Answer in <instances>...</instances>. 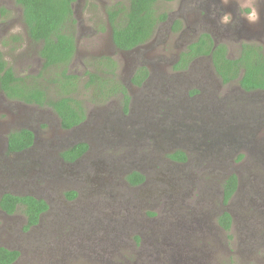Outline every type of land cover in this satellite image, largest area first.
<instances>
[{
	"label": "rangeland",
	"instance_id": "obj_1",
	"mask_svg": "<svg viewBox=\"0 0 264 264\" xmlns=\"http://www.w3.org/2000/svg\"><path fill=\"white\" fill-rule=\"evenodd\" d=\"M117 1L128 3L73 1L76 52L67 69L77 76L73 95L86 113L78 128L65 130L49 107L12 101L0 91V196L32 195L48 204L28 229L21 207L11 214L0 208V247L19 252L13 264H264L257 255L264 249V91L222 84L209 57L173 68L202 32L232 58L245 42L264 48V3L255 25L237 17L235 3H159L167 19L147 42L124 51L112 42L105 12ZM221 10L233 14L234 25L218 23ZM40 47L28 37L21 6L0 0L4 60L56 98L54 72L42 70ZM100 56L116 62L130 96L127 112L120 96L97 100L85 86ZM140 65L149 75L137 86L130 78ZM23 126L36 134L35 146L8 155L7 132ZM78 142L88 152L63 163L60 152ZM178 150L184 161L170 157ZM133 171L145 180L129 183ZM231 173L238 186L223 204L222 183ZM223 211L232 217L228 230L217 222Z\"/></svg>",
	"mask_w": 264,
	"mask_h": 264
},
{
	"label": "trees",
	"instance_id": "obj_2",
	"mask_svg": "<svg viewBox=\"0 0 264 264\" xmlns=\"http://www.w3.org/2000/svg\"><path fill=\"white\" fill-rule=\"evenodd\" d=\"M22 8V19L28 37L40 42L39 55L42 58V70L54 72L51 82L60 95L51 98L44 86L33 76L17 75L7 65L0 52V91L12 101L27 105L49 107L57 115L61 128L67 130L81 124L85 118L83 101L73 95L77 76L69 74L67 66L76 52V19L73 15L74 0H15ZM174 0H128L127 4L117 1L106 7L107 23L111 39L118 49L128 51L147 42L157 25L167 19V13L159 11L157 4ZM176 26L178 21L175 22ZM209 57L213 70L222 84L237 81L245 92L264 91V48L260 44L245 42L241 45L238 56L232 58L223 43H215L208 32H202L185 50L179 53L175 70L185 68L192 60ZM95 71L87 72L85 86L92 92L93 98L106 100L120 96L123 112H127L130 96L127 86L116 77V62L110 56H100L93 64ZM149 71L145 65L138 66L130 82L140 86L148 78ZM8 152L29 147L34 133L28 128L12 129L7 133ZM88 149L85 142H78L60 152L66 162L79 159ZM14 154V153H7ZM179 161L186 159L183 151L170 155ZM132 185L140 184L145 176L138 171L128 174ZM238 186L234 173L229 174L222 183V202L228 203ZM67 196L73 198L74 192ZM21 207L26 217L25 229L36 225L40 215L47 211L48 204L32 195H14L6 192L0 196V208L7 214ZM218 224L225 230L230 228L232 217L223 211L217 217ZM19 252L0 247V264H13Z\"/></svg>",
	"mask_w": 264,
	"mask_h": 264
},
{
	"label": "clouds",
	"instance_id": "obj_3",
	"mask_svg": "<svg viewBox=\"0 0 264 264\" xmlns=\"http://www.w3.org/2000/svg\"><path fill=\"white\" fill-rule=\"evenodd\" d=\"M224 6L235 3L238 18L246 21L249 25L258 24L261 20L259 4L264 3V0H221ZM218 23L221 25L229 26L234 25L235 20L233 14L221 10ZM258 256L264 257V249L258 250ZM255 264V261L250 262Z\"/></svg>",
	"mask_w": 264,
	"mask_h": 264
},
{
	"label": "flooded vegetation",
	"instance_id": "obj_4",
	"mask_svg": "<svg viewBox=\"0 0 264 264\" xmlns=\"http://www.w3.org/2000/svg\"><path fill=\"white\" fill-rule=\"evenodd\" d=\"M36 106H38V105H36ZM40 107V106H39ZM81 124H79V125H76V126H74V127H72V128H70V129H67V130H74L75 128H78L79 126H80ZM24 127V126H23ZM25 128H27V127H25ZM29 129V128H28ZM31 130V129H30ZM31 131H33V130H31ZM9 132V131H8ZM7 132V133H8ZM34 133V132H33ZM7 135V134H6ZM36 141H37V136H36V134L34 133V138H33V142H32V144L29 146V147H27V148H25V149H22V150H18V151H10V152H8L7 150H8V148H7V136L5 137V139H4V150H5V153H14V154H18V153H26V152H28L30 149H32L34 146H35V144H36ZM0 146H1V144H0ZM68 147H66L65 149H67ZM88 152V149L84 152V154L85 153H87ZM83 154V155H84ZM83 155L81 156V157H83ZM80 157V158H81ZM80 158L79 159H77V160H75V161H73V162H66V161H64L62 158H61V160H62V162L64 163V162H66L67 164H70V163H75V162H77L78 160H80ZM145 180V179H144ZM6 213V212H5ZM42 215V214H41ZM41 215H40V217H41ZM39 220H40V218H39Z\"/></svg>",
	"mask_w": 264,
	"mask_h": 264
}]
</instances>
